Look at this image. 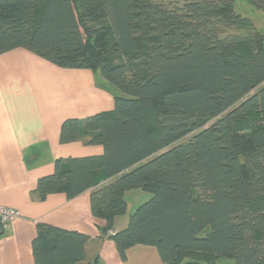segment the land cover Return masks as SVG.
<instances>
[{
	"label": "trees",
	"instance_id": "1",
	"mask_svg": "<svg viewBox=\"0 0 264 264\" xmlns=\"http://www.w3.org/2000/svg\"><path fill=\"white\" fill-rule=\"evenodd\" d=\"M246 1L264 13V0ZM233 3L0 0V55L23 49L89 70L118 93L84 122L102 153L57 161L35 194L95 189L91 218L121 260L149 246L163 264H264V35ZM80 136L78 119L61 124V145ZM134 190L150 198L111 232ZM88 241L39 225L34 263L78 264Z\"/></svg>",
	"mask_w": 264,
	"mask_h": 264
},
{
	"label": "crops",
	"instance_id": "2",
	"mask_svg": "<svg viewBox=\"0 0 264 264\" xmlns=\"http://www.w3.org/2000/svg\"><path fill=\"white\" fill-rule=\"evenodd\" d=\"M117 94L98 73L61 69L23 49L0 55V206L19 213L0 229V264H35L32 242L39 225L88 236L85 258L78 264H163L149 246L129 248L121 260L113 241L102 234L104 221L91 218L95 189L73 199L52 194L41 201L35 194L38 179L53 174L57 161L65 168L70 158L102 153V147L87 144L84 122L111 111ZM67 119L80 121L81 136L61 145L60 127ZM136 191L131 193L142 202L147 196ZM129 216L117 217L111 232L125 229Z\"/></svg>",
	"mask_w": 264,
	"mask_h": 264
},
{
	"label": "rangeland",
	"instance_id": "3",
	"mask_svg": "<svg viewBox=\"0 0 264 264\" xmlns=\"http://www.w3.org/2000/svg\"><path fill=\"white\" fill-rule=\"evenodd\" d=\"M158 2H162L164 4L168 3H174V2H179L181 0H157ZM233 10L236 14L247 18L252 25L262 34L264 35V13L250 5L246 0H234L233 3ZM235 33L234 30L228 31V34H233ZM115 90V89H114ZM116 91V90H115ZM117 92V91H116ZM132 191H129V195L126 197V201L128 202V215H131L135 209L140 206L141 204L145 203L150 196L146 193H140L139 190L136 192V194H143L144 196H147L142 202L139 200L140 195H133L135 193H131Z\"/></svg>",
	"mask_w": 264,
	"mask_h": 264
},
{
	"label": "built area",
	"instance_id": "4",
	"mask_svg": "<svg viewBox=\"0 0 264 264\" xmlns=\"http://www.w3.org/2000/svg\"><path fill=\"white\" fill-rule=\"evenodd\" d=\"M18 217L19 213L16 210L0 206V228L2 230H5Z\"/></svg>",
	"mask_w": 264,
	"mask_h": 264
}]
</instances>
